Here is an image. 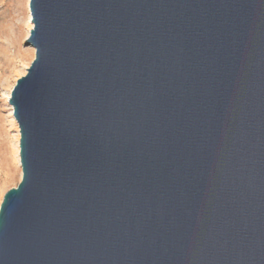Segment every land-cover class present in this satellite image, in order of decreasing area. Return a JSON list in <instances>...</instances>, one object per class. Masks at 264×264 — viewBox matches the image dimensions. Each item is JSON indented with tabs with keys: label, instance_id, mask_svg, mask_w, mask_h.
Masks as SVG:
<instances>
[{
	"label": "water",
	"instance_id": "water-1",
	"mask_svg": "<svg viewBox=\"0 0 264 264\" xmlns=\"http://www.w3.org/2000/svg\"><path fill=\"white\" fill-rule=\"evenodd\" d=\"M30 10L0 264H264V0Z\"/></svg>",
	"mask_w": 264,
	"mask_h": 264
},
{
	"label": "rangeland",
	"instance_id": "rangeland-1",
	"mask_svg": "<svg viewBox=\"0 0 264 264\" xmlns=\"http://www.w3.org/2000/svg\"><path fill=\"white\" fill-rule=\"evenodd\" d=\"M32 28L30 0H0V205L22 179L20 132L6 105L35 58V48L26 44Z\"/></svg>",
	"mask_w": 264,
	"mask_h": 264
},
{
	"label": "bare ground",
	"instance_id": "bare-ground-1",
	"mask_svg": "<svg viewBox=\"0 0 264 264\" xmlns=\"http://www.w3.org/2000/svg\"><path fill=\"white\" fill-rule=\"evenodd\" d=\"M20 132V131H19Z\"/></svg>",
	"mask_w": 264,
	"mask_h": 264
}]
</instances>
